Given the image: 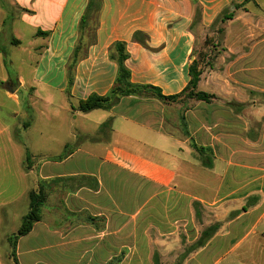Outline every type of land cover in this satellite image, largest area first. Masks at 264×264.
I'll return each mask as SVG.
<instances>
[{"label": "crops", "instance_id": "crops-1", "mask_svg": "<svg viewBox=\"0 0 264 264\" xmlns=\"http://www.w3.org/2000/svg\"><path fill=\"white\" fill-rule=\"evenodd\" d=\"M90 2L0 0V109L10 104L11 115L23 118L16 125L0 118V155L9 150L8 142L15 143L12 133L21 127L52 139L58 124L59 137L90 140L87 145L95 151L89 156L99 160L97 172L55 174L45 171L49 162L41 166L45 179L85 175L97 184L64 199L67 218L72 207L79 210L77 227L55 226L57 215L51 213L19 239L17 257L32 238L40 248L26 255L78 247L82 264H104L120 247H161L168 253L175 247L180 260L186 248L211 247L238 235L232 245L240 246L264 219V0H97L96 12L89 13ZM219 18L223 52L216 60L222 66L202 71L199 64L196 91L211 98L192 101L182 114V134L168 128L166 105L156 99L130 95L110 109L77 110L91 95L111 96L118 84L117 44L124 47L131 85L156 88L165 97L183 93L191 81L190 66L199 61L197 49L214 32L199 35L212 31ZM218 43L214 39L212 47ZM16 49L25 55L17 66ZM25 65L28 74L21 70ZM8 85L16 86L14 93ZM79 119L93 121L95 130L76 126ZM130 187L146 193L145 204L165 196L160 200L165 213L151 208L141 219L140 210H127L131 195L124 190ZM170 194L176 197L173 220L166 216Z\"/></svg>", "mask_w": 264, "mask_h": 264}, {"label": "rangeland", "instance_id": "rangeland-1", "mask_svg": "<svg viewBox=\"0 0 264 264\" xmlns=\"http://www.w3.org/2000/svg\"><path fill=\"white\" fill-rule=\"evenodd\" d=\"M222 20V18H219L212 31L208 33L202 32L199 35V38H202L203 35H211V33L214 32L213 37L206 36L208 41L205 45L203 44L205 47L201 45L197 49L198 64H201L202 71L210 69L211 67L222 66V63L218 64L216 60L219 54L223 52ZM216 38L219 43L215 44V47H212L214 46L213 41ZM13 56L15 57L14 60H16V66L25 58V55L20 49H16ZM21 70L23 73L28 74L29 69L27 65L23 66ZM1 76L3 77L4 75L2 74ZM128 87L125 79H123L119 82L117 90H119L118 92H124L129 89ZM137 91L141 98L156 99L163 102V104L166 105L165 115L168 117V128L180 134H182L183 131L185 132V128L183 129L181 124L182 114L190 109L192 101L195 99L190 95L189 91L183 93V95L173 101H162V99L158 98L155 91L152 90ZM12 108L10 104L1 106L0 118L2 123L6 122L8 125H14V122H16V124L23 122V118L15 119L11 115L10 112ZM64 115L63 112L60 117L63 118ZM82 123L89 128L90 133L95 130L93 128V121L79 119L76 126L79 127ZM53 128H57L55 131L56 133L53 134L55 137L51 139L50 136V139H48L43 138L39 132L33 129L27 132L26 129L21 127L20 131L12 133L15 143L13 142L14 144H10L8 142L7 148H9V150L0 155V264H14L10 257L11 246L8 238L18 232L24 216L29 212V193L31 191H41L44 197V202L40 207L41 220L48 219L50 214L54 213L57 215V219L55 223H53L55 226L63 229L66 224L70 223L75 228L80 221H82L79 216V210L72 207L73 211L71 213L73 216L67 218V214H69L68 212L70 211L65 209L64 199L68 194H75L82 186L93 188L97 184L94 177H86L85 175H76L72 177L56 176L52 179L40 177L41 166L47 162H49L50 165L48 167L46 165L47 168H45V171L48 169L55 174L75 171L81 172L84 168L97 172L96 167L99 160L96 161L92 155L89 156L90 154H94L92 152L95 151L90 149L87 145L90 143V140L79 135L76 137L70 135L62 139L59 137V125L56 124ZM97 132L98 131L92 134L94 138L97 137ZM8 139L12 140L11 136H9ZM65 142H69V145L66 149H62ZM78 148H82V150H78ZM77 150L78 153L68 162L59 164L61 160L66 159L71 153ZM27 153L28 160L26 159ZM152 158L157 161L160 160V157ZM11 180L13 181L12 183L10 182ZM28 186L29 190L26 197L24 190L26 191ZM124 191L131 195L127 203V210L130 212L140 210L142 216L140 215L139 218L142 219L145 213L151 210V208L158 212L165 213L163 205L160 204V200L163 202L165 196H158L145 204L147 195L143 193V191L138 192V189H134V187L127 188ZM199 191V189H196L197 195H200ZM205 191L206 196H208L210 192L207 190ZM202 196H204V194H202ZM175 198V194H170L168 197L169 204L166 216L171 220L174 219L176 214ZM73 203H75V200H73ZM90 220H92L90 222L95 223V218L90 217ZM263 230L264 219L262 224L259 225L240 246L233 247L235 245H232L233 240L241 238V235H238L235 239L232 238L230 242H223L221 244L215 243L212 244L211 247H200L197 245L195 247L186 248L180 260H177L175 247H172L169 253L162 251L161 247H120L113 259L104 264H122L123 261L127 259L130 260V264H179L178 262H180V264L181 262H187L186 264H264ZM37 244L38 243L33 238L28 243L23 244L19 247L18 251L21 256H18L17 259L25 260V262L41 261L44 264L48 261L56 264H82V262L78 263L77 259L79 255L78 247H71V250L68 249L67 251H64L63 248H56L26 255V252L30 251V249L40 248L34 247L37 246ZM125 264H127V262Z\"/></svg>", "mask_w": 264, "mask_h": 264}, {"label": "trees", "instance_id": "trees-1", "mask_svg": "<svg viewBox=\"0 0 264 264\" xmlns=\"http://www.w3.org/2000/svg\"><path fill=\"white\" fill-rule=\"evenodd\" d=\"M97 8H98L97 0H91L90 6H89V13L96 12ZM85 28H86L85 21L83 19V22L81 23L80 29L83 32ZM140 37H141L140 33H135V35H134L135 40H140L141 39ZM116 47H117L118 54H119V59H118L119 75H118L117 82L119 84V82L121 80L125 79V82L129 86L128 87L129 89L127 91H124V92H118L119 90H117V86H118V84H117V86L113 89L111 96L99 97L96 95H91L87 99L81 100L79 102V105L77 107L78 111L86 113V112H90L92 110H97V109H110L114 104H116L121 99V97L130 96V95L139 96V92L137 90L155 91L158 98L162 99V101H173L176 98L183 95V93L189 91L190 95H192L196 100L209 102V100L211 98V96L209 94L196 91L197 85H198V82L200 81V76H201V70H199L198 62H194L190 66L191 81H190L187 89H185V91L179 95L165 97L156 88L149 87V86H144V87L133 86L128 82L130 74L125 69V67L123 66V61L125 59L124 47L122 44H117ZM80 48H81V45L79 47H77V49L75 51L73 63L77 60V56H78V52H79ZM194 147L197 150H202V149H199L196 145H194ZM26 159L28 160V153L26 155ZM29 200H30L29 212L27 215L24 216L20 229L18 230V232L16 234H14L12 237L8 238V241H9L10 246H11L10 257L13 260L14 264H19L18 259H17V243H18V240L21 237L29 234L33 228V225L41 220L40 207L42 206V204L44 202V197L42 195V192L41 191H31L29 193Z\"/></svg>", "mask_w": 264, "mask_h": 264}, {"label": "water", "instance_id": "water-1", "mask_svg": "<svg viewBox=\"0 0 264 264\" xmlns=\"http://www.w3.org/2000/svg\"><path fill=\"white\" fill-rule=\"evenodd\" d=\"M6 88H7V90H8L10 93H14L15 90H16V86H15V85H13V86H9V85H8Z\"/></svg>", "mask_w": 264, "mask_h": 264}]
</instances>
